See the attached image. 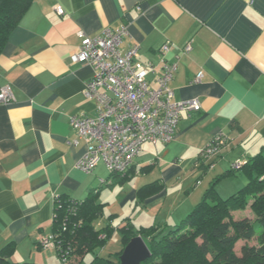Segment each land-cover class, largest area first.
<instances>
[{
	"label": "crops",
	"instance_id": "1",
	"mask_svg": "<svg viewBox=\"0 0 264 264\" xmlns=\"http://www.w3.org/2000/svg\"><path fill=\"white\" fill-rule=\"evenodd\" d=\"M123 24L128 34L121 49L139 44L138 62L158 70L159 49L171 42L165 59L177 65L174 100L198 99L201 110L182 114L170 144L146 143L127 175H113L104 164L88 174L77 168L87 148L72 144L77 134L70 119L96 116L98 102L84 96L94 71L72 55L81 45L79 32L94 37ZM200 73L202 81L191 84ZM4 86L14 99L0 104V250L13 242L12 262L56 264V254L39 242L54 231L57 197L95 195L103 205L96 229L112 227L108 200L135 177L142 176L139 186H155L145 198L142 226H150L161 198L160 227H174L215 179L222 198L239 191L247 183L243 175H222L235 161L247 164L264 153V0H34L0 56ZM221 138L220 154L204 160L202 153ZM130 193L134 206L137 192Z\"/></svg>",
	"mask_w": 264,
	"mask_h": 264
},
{
	"label": "built area",
	"instance_id": "2",
	"mask_svg": "<svg viewBox=\"0 0 264 264\" xmlns=\"http://www.w3.org/2000/svg\"><path fill=\"white\" fill-rule=\"evenodd\" d=\"M57 12L65 11L57 7ZM128 34L127 26L107 29L102 34L89 37L79 32L80 47L73 53L72 61L88 64L94 74L87 82L84 96L98 102L94 117L74 115L70 119L77 137L72 144L86 145V153L78 161L77 168L84 173H92L99 164H104L111 174L126 175L142 154L146 143L170 144L177 133L183 113L201 110L198 99L175 101L170 87L177 71V65L169 63L165 57L171 51L170 41L159 49L162 59L160 70L153 62H138L140 45L135 44L127 50L121 45ZM192 50L191 43L184 48L185 53ZM155 80H151V76ZM198 74L191 84L202 81ZM14 95L10 86L0 89V104L10 103ZM225 145L221 138L210 145L203 153L204 160L215 158ZM244 162L237 160L232 169L242 168ZM77 202L66 200V215L69 217ZM65 227L40 239L41 248L55 249L63 264H69L72 248L63 237ZM106 238V235L101 237Z\"/></svg>",
	"mask_w": 264,
	"mask_h": 264
},
{
	"label": "trees",
	"instance_id": "3",
	"mask_svg": "<svg viewBox=\"0 0 264 264\" xmlns=\"http://www.w3.org/2000/svg\"><path fill=\"white\" fill-rule=\"evenodd\" d=\"M33 1L0 0V56ZM239 174L246 178L245 186L231 196L222 198L216 189L221 179H215L191 214L177 226L164 229L151 226L135 230L127 222L118 229L122 235L123 249L113 258L95 254L106 246L114 233L110 226L96 229V222L103 216V205L95 195L88 196L85 201L57 197L53 233L67 228L63 237L67 238L70 243L68 247L72 248L69 264H83L84 257L90 253L94 258L89 264H121L120 256L125 247L138 236L148 239V243L144 241L151 251V257L143 264H264V153L242 168L231 169L222 176ZM66 200L77 202L69 217L64 205ZM248 205L252 217L235 216V211L243 210ZM101 234H105L106 238L101 239ZM240 241L245 242L242 256L235 250ZM15 250L13 242L3 247L0 250V264H19L10 260Z\"/></svg>",
	"mask_w": 264,
	"mask_h": 264
},
{
	"label": "rangeland",
	"instance_id": "4",
	"mask_svg": "<svg viewBox=\"0 0 264 264\" xmlns=\"http://www.w3.org/2000/svg\"><path fill=\"white\" fill-rule=\"evenodd\" d=\"M99 170H103V168H99ZM141 179H142V176L141 177H135L133 179H128L126 181V183L124 184V187H122V189L119 188L117 191H115L113 194V197L109 199L110 201L108 200V205L105 208V218L108 219L109 215H113V218H112L113 222L111 224L113 228L121 229V227L125 226V225L122 226V223H126V222H131V224L135 230H139L142 227L147 228V227H151V226H159V227L165 226L164 221L160 220L161 219L160 216L158 218V213L160 212L161 207H162V203H163V199H161V198L157 199L156 203H155L157 206V209H155V212L152 215V223L153 224L151 223L150 226H142V225L146 224L147 222H145L146 220L144 218L140 219L139 217H144L143 215H148L147 213L143 212V211H145V204H144L145 198L148 197L147 193L149 191H151L155 186L142 187L144 184L139 186V182ZM136 184H137V186H135ZM132 190H136V192H137V200H136V203L134 204V206L131 204L130 199H128L130 194H131L130 192ZM155 190H157V189H155ZM155 190H154V193L152 194L154 196L158 195L160 192V190H158V191H155ZM226 197H228V196H226ZM122 200H124V203L127 202L126 205L123 206ZM140 207H141V209L139 210ZM252 215H253L252 210L249 207V205L247 206V208H245L243 210L235 211L236 217H239V216L252 217ZM105 218L103 219V221H104L103 223L106 224ZM112 227H110V228H111V232L113 233V232H115V230L112 229ZM103 235H105V234H101L100 238ZM146 242L148 243V241H146ZM252 244H254V242ZM244 245H245V242L240 241L237 243V245L235 247L237 254H239L240 256H242V248L244 247ZM122 249H123L122 235H121L120 231H117L115 233V235H113L108 240L105 249L102 251L101 256L105 257V258H109V257L113 258L116 256L117 253L122 251ZM47 251H51V252L56 254V257L54 259V263L63 264L61 259H60L58 252L55 249H51V250H47ZM100 251H101V249H99L98 252H96L95 254H99ZM93 258H94V255L92 253H90L88 255V257L86 258V261L84 262V264H89Z\"/></svg>",
	"mask_w": 264,
	"mask_h": 264
},
{
	"label": "water",
	"instance_id": "5",
	"mask_svg": "<svg viewBox=\"0 0 264 264\" xmlns=\"http://www.w3.org/2000/svg\"><path fill=\"white\" fill-rule=\"evenodd\" d=\"M151 257V251L142 237L133 238L120 256L121 264H143Z\"/></svg>",
	"mask_w": 264,
	"mask_h": 264
},
{
	"label": "bare ground",
	"instance_id": "6",
	"mask_svg": "<svg viewBox=\"0 0 264 264\" xmlns=\"http://www.w3.org/2000/svg\"><path fill=\"white\" fill-rule=\"evenodd\" d=\"M138 237H141V236H138Z\"/></svg>",
	"mask_w": 264,
	"mask_h": 264
}]
</instances>
